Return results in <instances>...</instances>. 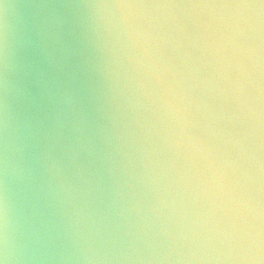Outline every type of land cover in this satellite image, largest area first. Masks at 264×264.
Wrapping results in <instances>:
<instances>
[{"label":"water","instance_id":"water-1","mask_svg":"<svg viewBox=\"0 0 264 264\" xmlns=\"http://www.w3.org/2000/svg\"><path fill=\"white\" fill-rule=\"evenodd\" d=\"M0 264H264V0H0Z\"/></svg>","mask_w":264,"mask_h":264}]
</instances>
